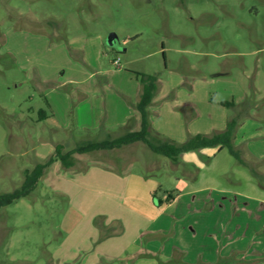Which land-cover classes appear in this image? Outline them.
<instances>
[{
  "label": "rangeland",
  "instance_id": "374dc122",
  "mask_svg": "<svg viewBox=\"0 0 264 264\" xmlns=\"http://www.w3.org/2000/svg\"><path fill=\"white\" fill-rule=\"evenodd\" d=\"M136 72L158 76L149 116L162 135L185 140L190 131L215 132L240 114L236 154L208 146L173 169L138 141L128 151L81 155L84 164L74 168L57 160L27 195L0 207V264H185L145 244L138 248L145 261L134 251L116 262L99 256L93 211L102 201L80 216L77 202L86 205L88 196L72 181L93 161L133 162L134 171L161 181L163 201L164 189L174 196L195 190V199L183 195L175 206L220 197L264 208V0H0V194L20 188L25 170L45 162L57 143L65 151L123 133L107 122L112 110L122 111L119 102L137 101ZM150 129L158 132L151 121ZM235 262L245 261L219 257L212 264Z\"/></svg>",
  "mask_w": 264,
  "mask_h": 264
},
{
  "label": "crops",
  "instance_id": "0c3cea01",
  "mask_svg": "<svg viewBox=\"0 0 264 264\" xmlns=\"http://www.w3.org/2000/svg\"><path fill=\"white\" fill-rule=\"evenodd\" d=\"M134 102L132 99L129 101L130 105L119 102L121 107L118 108H122V111L112 110L113 115L107 125L110 127L119 125L123 133L110 135L108 139L139 128L140 115L132 105ZM152 107L151 101L148 107L149 112ZM107 116H109V111ZM149 120L152 128L157 130L153 127L150 116ZM224 128L225 126L214 127L213 130L219 131ZM196 133L212 132L190 131L189 135ZM152 134L158 136L159 139L160 136H164L176 142L184 140L183 137L176 140L173 136L162 135L160 131L151 132ZM136 142L138 141L110 149L78 153L76 154L77 160L74 159L73 153L70 168L84 164V159L79 157L81 155L121 148L128 151L129 146L135 145ZM208 149V147H202L197 151L207 153ZM127 151H123V154ZM194 160H197L195 150H187L180 153L178 161L170 160L169 163L173 169H176L180 165L191 164ZM119 161L109 159L106 164L94 161L86 163L83 171L77 173L72 179L77 182L75 186L80 187L88 196L87 206L77 202L78 210L83 212L79 214L80 216L83 217L86 213L92 215V212L88 213V207L102 201L103 208L97 207V211H93V214L100 217L99 222L95 219L96 227L94 226L93 231L102 238L103 245L99 248L102 249L99 254L102 259L116 262L127 252L134 251L133 256L138 261H145L143 251L138 249L140 245L145 244L148 249L161 250L165 257L178 258L185 264H212L217 262L219 257L231 258L232 256L235 260H244L242 264H264L263 207L232 206L229 202H222L220 197L191 201V204L189 202L183 207L175 206L177 200L183 195H192L190 200L195 199V190L189 187L184 190L178 189V193L174 196L171 191L173 189H164L165 195L171 193L174 197L163 201L164 197H157L162 186L159 179L147 173L134 171V164L131 161ZM56 163L57 160L51 164L54 166L57 165ZM156 164L159 163L157 161L147 162L149 167L157 166ZM185 173H187L186 170ZM175 178L176 184L181 182V177ZM175 190H177L176 187ZM154 196L162 202L158 204ZM108 205L113 209L112 212L116 213L115 216L109 215ZM87 219L92 221L91 217ZM113 222L118 226L112 230L111 228L106 230L104 224ZM234 264L241 263L235 262Z\"/></svg>",
  "mask_w": 264,
  "mask_h": 264
},
{
  "label": "trees",
  "instance_id": "16d2710c",
  "mask_svg": "<svg viewBox=\"0 0 264 264\" xmlns=\"http://www.w3.org/2000/svg\"><path fill=\"white\" fill-rule=\"evenodd\" d=\"M136 77L140 83V92L137 101L132 105L137 109L140 115V127L137 130L127 131L126 133L111 139H103L100 141H86L74 148L63 150V145L57 143L54 147V154L50 156L45 162L37 163L33 169L25 170V179L21 187L8 193L0 194V207L7 205L17 198L27 195L36 185V182L41 177L44 169L53 161L59 160L65 167L72 165L73 153H84L98 149H110L119 147L135 141H142L155 153L164 155L170 160L176 162L179 155L183 151L198 150L202 147L219 146L227 147L233 154H236L232 139L234 131L240 123V114L230 117L225 125V128L212 133H196L189 135L183 142H176L167 137L160 136V140L152 141L150 139L151 129L149 120L148 106L151 103L153 96L158 88V76L156 74H143L136 72ZM226 106H234L232 101H221ZM157 203L162 201L154 196ZM174 196L171 193L167 194V199L171 200Z\"/></svg>",
  "mask_w": 264,
  "mask_h": 264
},
{
  "label": "water",
  "instance_id": "95a60500",
  "mask_svg": "<svg viewBox=\"0 0 264 264\" xmlns=\"http://www.w3.org/2000/svg\"><path fill=\"white\" fill-rule=\"evenodd\" d=\"M108 43L110 45H114L115 44V35L114 34H111L108 38Z\"/></svg>",
  "mask_w": 264,
  "mask_h": 264
},
{
  "label": "built area",
  "instance_id": "2783aa9c",
  "mask_svg": "<svg viewBox=\"0 0 264 264\" xmlns=\"http://www.w3.org/2000/svg\"><path fill=\"white\" fill-rule=\"evenodd\" d=\"M118 62H119L118 59L114 60V63H115V64H118Z\"/></svg>",
  "mask_w": 264,
  "mask_h": 264
}]
</instances>
